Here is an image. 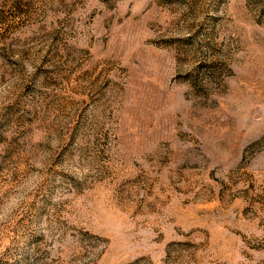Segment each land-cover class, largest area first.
<instances>
[{"label":"rangeland","instance_id":"374dc122","mask_svg":"<svg viewBox=\"0 0 264 264\" xmlns=\"http://www.w3.org/2000/svg\"><path fill=\"white\" fill-rule=\"evenodd\" d=\"M0 264H264V0H0Z\"/></svg>","mask_w":264,"mask_h":264}]
</instances>
